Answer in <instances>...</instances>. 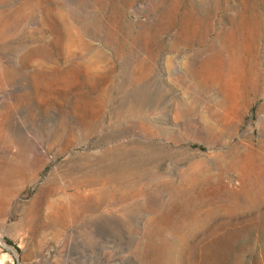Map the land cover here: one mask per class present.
Here are the masks:
<instances>
[{
    "label": "rangeland",
    "instance_id": "rangeland-1",
    "mask_svg": "<svg viewBox=\"0 0 264 264\" xmlns=\"http://www.w3.org/2000/svg\"><path fill=\"white\" fill-rule=\"evenodd\" d=\"M0 264H264V0H0Z\"/></svg>",
    "mask_w": 264,
    "mask_h": 264
}]
</instances>
